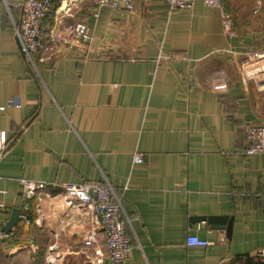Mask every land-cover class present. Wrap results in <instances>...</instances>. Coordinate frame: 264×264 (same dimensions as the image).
<instances>
[{
	"label": "crops",
	"instance_id": "0c3cea01",
	"mask_svg": "<svg viewBox=\"0 0 264 264\" xmlns=\"http://www.w3.org/2000/svg\"><path fill=\"white\" fill-rule=\"evenodd\" d=\"M98 2H56L46 21L49 51L35 67L3 12L0 233L25 203L23 180L107 181L130 219L126 264H237L256 256L264 249V154L245 150L247 128L264 124L255 96L264 90V60L256 68L245 54L264 48V0L224 1L234 35L222 12L202 2L173 14L166 0H135L132 11L97 10ZM80 22L90 43L63 44ZM135 153L145 163L134 165ZM41 207L42 227L20 220L12 228L18 250L0 264H94L95 251L110 264L102 230L95 250H86L87 226H75L54 201ZM210 217L233 218L232 239L208 220L192 223ZM189 235L211 244L188 247Z\"/></svg>",
	"mask_w": 264,
	"mask_h": 264
},
{
	"label": "built area",
	"instance_id": "2783aa9c",
	"mask_svg": "<svg viewBox=\"0 0 264 264\" xmlns=\"http://www.w3.org/2000/svg\"><path fill=\"white\" fill-rule=\"evenodd\" d=\"M58 0H0V33L2 31V15L6 11L17 32L21 51L33 67L35 62H44L45 55L49 51L46 46L47 30L46 21L54 12ZM225 0H166L170 14L180 10L191 8L197 2H202L211 9H219L223 15V25L226 32L234 35L233 20L226 13ZM135 0H99L97 10L109 8L112 10L132 11ZM262 7L261 1L257 2V14ZM19 14V21L15 14ZM90 28L86 23L80 22L72 27L69 34L61 38L66 45H78L85 47L91 41ZM51 41L54 38L50 37ZM52 50V49H51ZM248 59L257 68V61L264 60V48L256 53H246ZM223 87V86H219ZM225 87V86H224ZM15 105L14 101L10 103ZM248 147L245 154L248 156L264 154V124L260 126H249L246 130ZM5 145L0 142V161L4 155ZM133 164L145 163V156L135 153L132 158ZM21 194L24 205L21 208L20 220L27 225L42 227L44 214L41 203L43 201H54L58 209L70 213L74 219L75 226H87L83 246L86 250H95L98 243V233L104 232L107 241L108 261L110 264H126L130 259L133 244L127 234L130 219L125 211L122 198L114 188L107 182H91L82 184L60 185L58 183H35L28 180L21 181ZM36 202V219L31 220V202ZM0 210L1 207H0ZM15 230L9 233H0V258L8 251L18 250L15 245ZM220 241L225 242V235L220 236ZM210 242L200 239L198 236L189 235L186 240L188 247L207 248ZM33 247V246H32ZM56 247H52V251ZM34 255L36 249L33 248ZM96 260L94 264H103V255L95 251ZM256 257L264 261V249H261ZM36 258V256H34ZM54 262L51 259L50 264Z\"/></svg>",
	"mask_w": 264,
	"mask_h": 264
},
{
	"label": "water",
	"instance_id": "95a60500",
	"mask_svg": "<svg viewBox=\"0 0 264 264\" xmlns=\"http://www.w3.org/2000/svg\"><path fill=\"white\" fill-rule=\"evenodd\" d=\"M20 215L21 210L20 209H14L11 215L10 220L8 223L4 226L3 232L9 233L13 227H16L20 221ZM208 220V222L212 225L213 229L216 231H224L226 232L227 238L230 240L232 239L233 234V225H234V219L231 217H210V218H196L192 219V223L195 221H203Z\"/></svg>",
	"mask_w": 264,
	"mask_h": 264
},
{
	"label": "trees",
	"instance_id": "16d2710c",
	"mask_svg": "<svg viewBox=\"0 0 264 264\" xmlns=\"http://www.w3.org/2000/svg\"><path fill=\"white\" fill-rule=\"evenodd\" d=\"M237 264H264V261L256 256H240L236 259Z\"/></svg>",
	"mask_w": 264,
	"mask_h": 264
},
{
	"label": "rangeland",
	"instance_id": "374dc122",
	"mask_svg": "<svg viewBox=\"0 0 264 264\" xmlns=\"http://www.w3.org/2000/svg\"><path fill=\"white\" fill-rule=\"evenodd\" d=\"M255 96L257 97V103L260 107V110L263 112V116H264V90L263 91L258 90V92L255 93Z\"/></svg>",
	"mask_w": 264,
	"mask_h": 264
}]
</instances>
